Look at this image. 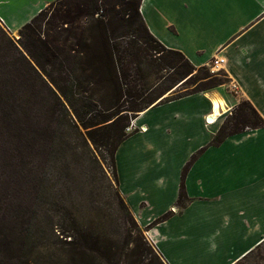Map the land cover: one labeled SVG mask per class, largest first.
Listing matches in <instances>:
<instances>
[{
	"label": "trees",
	"instance_id": "1",
	"mask_svg": "<svg viewBox=\"0 0 264 264\" xmlns=\"http://www.w3.org/2000/svg\"><path fill=\"white\" fill-rule=\"evenodd\" d=\"M142 1L57 0L18 41L0 23V264H166L146 232L173 213L138 224L119 190L117 150L144 111L230 80L162 45ZM263 127L242 100L210 146ZM205 149L183 169L181 209L190 200L186 177Z\"/></svg>",
	"mask_w": 264,
	"mask_h": 264
},
{
	"label": "crops",
	"instance_id": "2",
	"mask_svg": "<svg viewBox=\"0 0 264 264\" xmlns=\"http://www.w3.org/2000/svg\"><path fill=\"white\" fill-rule=\"evenodd\" d=\"M56 1L0 0V22L20 32ZM140 11L167 49L196 68L224 60L230 81L141 113L116 153L119 190L142 228L173 213L146 232L166 264H236L264 241V127L210 144L242 100L264 118V0H143ZM215 96L227 108L208 125ZM203 148L181 209L183 169Z\"/></svg>",
	"mask_w": 264,
	"mask_h": 264
},
{
	"label": "rangeland",
	"instance_id": "3",
	"mask_svg": "<svg viewBox=\"0 0 264 264\" xmlns=\"http://www.w3.org/2000/svg\"><path fill=\"white\" fill-rule=\"evenodd\" d=\"M45 30V25L43 24V29H42V32ZM3 31H4V33L6 34V36H10L11 38H13L14 40H16V41H18L20 38H21V35H20V32H16V33H11V32H9V31H6V30H4L3 29ZM2 35V37H5V36H3V34H1ZM207 68H209V70H210V72L211 73H219V72H221L220 70H218V71H215V70H211L210 69V67L209 66H206ZM226 85V84H225ZM190 86V85H189ZM192 88V87H191ZM236 97H238L237 95H236ZM24 105H26V104H24ZM27 105H33V104H27ZM26 105V106H27ZM41 121H43L44 119H45V116H41L40 118H39ZM133 123H134V120L131 122V127L129 128V130H128V132H133L134 131V125H133ZM108 170L109 171H112V168H111V166L110 165H108ZM115 188V187H114ZM107 192V199H111L112 197H113V192H114V189L112 188V189H110V191L108 190V191H106ZM87 195H88V192H87V189H85L84 190V197H83V201H81V204H80V206L82 207V210H83V212L84 213H87L88 211H89V202L87 201ZM119 216H121V215H119ZM124 218V216H122V217H120V220L121 219H123ZM147 237V236H146ZM147 239H148V237H147ZM148 241H149V239H148ZM150 242V241H149ZM151 243V242H150ZM152 244V243H151ZM153 245V244H152ZM153 247L155 248V250L158 252V250L156 249V247L153 245ZM159 253V252H158ZM245 264H264V247H263V249L261 250V252L260 251H258V252H255L252 256H250L249 258H248V260H247V262H245Z\"/></svg>",
	"mask_w": 264,
	"mask_h": 264
},
{
	"label": "built area",
	"instance_id": "4",
	"mask_svg": "<svg viewBox=\"0 0 264 264\" xmlns=\"http://www.w3.org/2000/svg\"><path fill=\"white\" fill-rule=\"evenodd\" d=\"M0 23H1V22H0ZM223 64H224V60H222V59L216 57V58H214V59L211 61V63L209 64V67H210L211 70L218 71V70L221 69V66H222ZM233 88H234L235 91H237V87H236V86H234ZM208 118H212V114L209 115V116L206 118V124H208V125H211V124H213V123L216 121V119H215V120H212V121H209ZM210 122H211V123H210Z\"/></svg>",
	"mask_w": 264,
	"mask_h": 264
},
{
	"label": "bare ground",
	"instance_id": "5",
	"mask_svg": "<svg viewBox=\"0 0 264 264\" xmlns=\"http://www.w3.org/2000/svg\"><path fill=\"white\" fill-rule=\"evenodd\" d=\"M213 105H214V116L212 117V120H214L217 116L220 115L221 110L226 111L227 108L225 101L218 96H215L213 98Z\"/></svg>",
	"mask_w": 264,
	"mask_h": 264
},
{
	"label": "water",
	"instance_id": "6",
	"mask_svg": "<svg viewBox=\"0 0 264 264\" xmlns=\"http://www.w3.org/2000/svg\"><path fill=\"white\" fill-rule=\"evenodd\" d=\"M209 121H212V118H210V120Z\"/></svg>",
	"mask_w": 264,
	"mask_h": 264
}]
</instances>
